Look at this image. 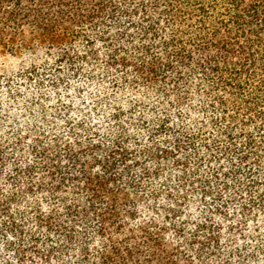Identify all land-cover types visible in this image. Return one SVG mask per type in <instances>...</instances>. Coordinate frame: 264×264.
<instances>
[{
  "label": "trees",
  "instance_id": "16d2710c",
  "mask_svg": "<svg viewBox=\"0 0 264 264\" xmlns=\"http://www.w3.org/2000/svg\"><path fill=\"white\" fill-rule=\"evenodd\" d=\"M0 264H264V0H0Z\"/></svg>",
  "mask_w": 264,
  "mask_h": 264
}]
</instances>
